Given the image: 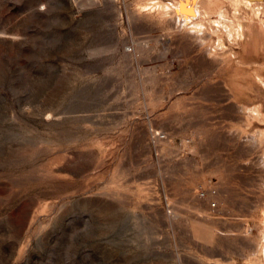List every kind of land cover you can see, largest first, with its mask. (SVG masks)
<instances>
[{
  "label": "rangeland",
  "instance_id": "374dc122",
  "mask_svg": "<svg viewBox=\"0 0 264 264\" xmlns=\"http://www.w3.org/2000/svg\"><path fill=\"white\" fill-rule=\"evenodd\" d=\"M0 264H264V0H0Z\"/></svg>",
  "mask_w": 264,
  "mask_h": 264
},
{
  "label": "bare ground",
  "instance_id": "6f19581e",
  "mask_svg": "<svg viewBox=\"0 0 264 264\" xmlns=\"http://www.w3.org/2000/svg\"><path fill=\"white\" fill-rule=\"evenodd\" d=\"M245 2H247V1H245ZM248 5H249V2L247 3ZM193 5V4H192ZM190 6V4H189V2L188 1H182L180 4H178V6H177V8H175L176 9V11H177V13H179V16L180 15H182V16H187L188 14H190V16L191 17H189V15H188V17H186L185 19H181V22H183V27L185 28V29H187V30H193V28H194V25H195V23L193 24L192 22H191V20H196L197 18H199V11H198V7H194V6ZM192 14V15H191ZM180 18H181V16H180ZM219 18H221V17H219ZM223 18V17H222ZM218 19V18H217ZM220 20V19H219ZM223 21V20H222ZM199 26H200V28H201V25H200V23H199ZM198 26H196V28H197ZM230 27V26H229ZM199 28V27H198ZM197 28V29H198ZM201 30V29H200ZM199 30V31H200ZM241 30V29H240ZM195 31V30H194ZM198 31V32H199ZM192 32V31H191ZM200 33V32H199ZM263 158V157H262ZM263 163V162H262Z\"/></svg>",
  "mask_w": 264,
  "mask_h": 264
},
{
  "label": "built area",
  "instance_id": "2783aa9c",
  "mask_svg": "<svg viewBox=\"0 0 264 264\" xmlns=\"http://www.w3.org/2000/svg\"><path fill=\"white\" fill-rule=\"evenodd\" d=\"M216 206H215V204L214 203H210L209 204V209H210V211H214V210H216Z\"/></svg>",
  "mask_w": 264,
  "mask_h": 264
}]
</instances>
